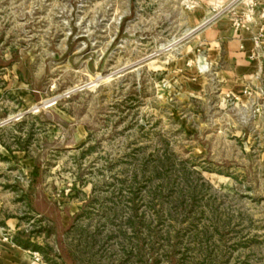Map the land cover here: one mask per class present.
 <instances>
[{
  "label": "rangeland",
  "instance_id": "rangeland-1",
  "mask_svg": "<svg viewBox=\"0 0 264 264\" xmlns=\"http://www.w3.org/2000/svg\"><path fill=\"white\" fill-rule=\"evenodd\" d=\"M186 1L0 0V226L43 264H264V123L203 37L232 0Z\"/></svg>",
  "mask_w": 264,
  "mask_h": 264
},
{
  "label": "crops",
  "instance_id": "crops-1",
  "mask_svg": "<svg viewBox=\"0 0 264 264\" xmlns=\"http://www.w3.org/2000/svg\"><path fill=\"white\" fill-rule=\"evenodd\" d=\"M255 1L258 3L257 9H264V0ZM242 7L243 4L237 5L236 9L239 10ZM231 20L232 13H230ZM213 21L214 18L205 21V23L210 24H206L207 28L203 37L207 40V48L211 50L214 57L212 64L217 63L214 74H216L223 90L220 94H223V98L229 94L234 99L235 108H238L242 113L248 114V117H253L255 120H252L251 124L264 123V74L260 73V71L258 72L259 66L264 63V35L260 43L256 45L254 40L255 27L250 30L237 28L232 24V21L228 26ZM196 67L198 81H201L205 78V74L200 70L199 63ZM244 88H249L252 90V93H245L243 91ZM4 150L10 151L7 148ZM14 153L12 152V154ZM28 172V170L24 171L27 179ZM33 172L32 169L31 173ZM18 174L20 176L17 177L16 175ZM22 174L18 169V171L12 172V175L16 179H13V176L7 179L5 172L0 173V224L3 219L4 223L8 226L10 223L15 226V224L20 222L22 214L25 213H13L14 216H9V211L7 210V207L19 209L22 206L24 208L25 204L22 199L24 198V194H28V191H30L28 185L25 189L21 188L19 191H17L18 189L13 191L14 186L11 184L15 180L19 181L22 179ZM21 185L23 187V184ZM19 194L21 198L18 203H7L5 201L6 198H12L13 195L18 197ZM37 214L40 215L39 213ZM9 230L0 226V248L5 247L6 250L8 249L11 252L10 256L15 261V264H43L33 260L32 254H30L33 251L25 246H21V244L14 243Z\"/></svg>",
  "mask_w": 264,
  "mask_h": 264
},
{
  "label": "built area",
  "instance_id": "built-area-1",
  "mask_svg": "<svg viewBox=\"0 0 264 264\" xmlns=\"http://www.w3.org/2000/svg\"><path fill=\"white\" fill-rule=\"evenodd\" d=\"M196 2V0H187V7L193 8V3ZM240 4H243V7L239 10L236 9V6ZM257 6L258 3H256L255 0H232L230 3H228L227 6L223 8L224 10H229L232 13L231 21L235 27L250 30L254 27L256 28L254 35L256 45L260 43V40L264 35V9H257ZM259 71L260 73L264 74V63L259 66L258 72ZM243 91L247 94L252 93V90H250L249 88H244ZM227 97H230V95L228 94ZM4 122H6V120L0 122V124ZM30 254H32L33 260L35 262H43L42 257L39 253L31 252Z\"/></svg>",
  "mask_w": 264,
  "mask_h": 264
},
{
  "label": "trees",
  "instance_id": "trees-1",
  "mask_svg": "<svg viewBox=\"0 0 264 264\" xmlns=\"http://www.w3.org/2000/svg\"><path fill=\"white\" fill-rule=\"evenodd\" d=\"M122 27V26H121ZM34 172H35V170H34Z\"/></svg>",
  "mask_w": 264,
  "mask_h": 264
}]
</instances>
